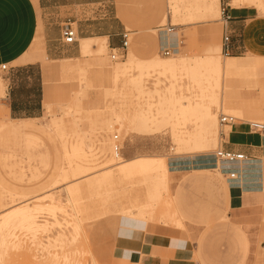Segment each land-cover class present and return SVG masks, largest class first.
<instances>
[{"label":"rangeland","instance_id":"rangeland-1","mask_svg":"<svg viewBox=\"0 0 264 264\" xmlns=\"http://www.w3.org/2000/svg\"><path fill=\"white\" fill-rule=\"evenodd\" d=\"M82 1L90 2H87V4L84 2L82 6L74 8L73 12L76 14V20L85 25H89L90 23L97 24L96 29L87 27L88 31L86 35H104L108 31L127 33L128 44L126 50L123 51V56L115 60L111 59V54H120L121 50L112 51L109 48L113 47L109 45L102 56L107 60L104 68H109L113 63H118L116 66L128 65L132 71L128 72V75L117 78L116 82L114 81L115 83H103L104 86L108 87L110 93L109 97L105 98L104 88L91 87L89 77L84 78V80L80 78L79 68L86 71L85 74L87 76L90 70L99 68V63L95 54H81L80 42L76 39L79 45V52L77 54L79 58L75 59L78 60L73 59L66 62L49 60L41 63L45 74L44 112L41 117L26 120L25 122L9 119L6 114L4 95L0 96V197L5 198V195L9 192L11 198H18L16 201L5 205L0 211L46 192L52 194L51 196L49 195V200L50 202L52 201L51 203L54 207L53 214L45 211L40 215V220L49 221L48 223H51V226L54 224L52 227L49 226L51 229L49 228L48 232L40 234L42 235L41 237L40 235L38 236V240L42 242V247H35L31 241H28L25 245H27L29 251L28 249L17 251L12 249L10 244H8V247L0 249V255L2 254L1 264H52L50 263L53 262L52 256L47 253V249L45 248L47 242H51L57 235V232H63L70 238L75 235V224L89 223L92 225L89 237L84 235L86 229L82 227L83 233L80 230L81 234L77 237L78 243L66 248L70 255L69 258L71 261L72 259L74 262L77 261L78 264L90 263V255L83 254L85 248L84 241L87 239L89 246L93 247L94 250H101L105 259L106 255H108L106 249L114 241L113 233L107 227V224H112L109 217L128 218L135 222V225L139 229L164 226L167 229L180 230L186 235L183 224L177 225L178 223L169 219L168 207L161 211L154 210L150 214H146V212L141 210L144 207L134 208V204H132L139 201L141 196L147 195V199L152 201L150 204L154 208L160 203H164L165 206L169 205L170 201H172L169 182L170 186L172 183V186L175 188L173 190L175 196L178 195V192L181 193L182 197L190 205L199 210L194 214L198 213L200 217L203 215L201 222L204 224L190 225L193 228L191 231L195 234L194 237L202 239L206 258L216 264H237L239 257L230 244L232 233L227 226L225 218L227 209L224 196L222 191L218 189V186L212 187L203 181H195V176L191 175H176L172 181L171 175L169 180V176H164L162 173H158L153 178L151 177L152 173H146L143 175H133L130 179L125 176L120 177L116 170L106 169L107 165H98L95 167L96 169H92L94 172L92 170L88 171L77 176L76 179L73 177L64 180L62 177L65 168L68 166L64 148L68 146L70 139L74 137L86 141V144H90L91 151H97L95 150V146L103 143L109 147L112 153L111 147L115 144L120 146L119 149L126 158L147 155H164L168 159L174 158L173 153L175 152L169 132L171 124H178L177 127L182 131L188 129L193 132L198 129V124L195 118L183 123L182 119H178V122H176V118L179 116L173 111L176 104L175 99H170L167 96L171 95L175 97V94L177 97L181 94L188 101L204 103L216 114V119L218 120L221 114L219 109L222 110L223 114H226V109H228L225 106L223 91L227 92L231 89L237 93L253 91L262 94L264 93V79L258 78L259 72L254 74L242 72L225 76L222 66L225 54L221 50L222 23L220 22V14L218 19L210 18L206 21L198 20L191 22L185 20L186 12L183 9L175 15L170 14V10H168L166 20L164 23L162 22L163 28L167 30L177 25L184 26H180L179 30H174L176 32L175 39L168 43V46L165 45L163 47L172 49V53L165 56L162 54L163 48L158 47L159 33L155 31L159 29V21L162 14H166L165 0ZM222 6L223 0H220V9ZM45 13L49 12L46 11ZM72 27L77 28V24L73 23ZM51 36L57 42L59 36L55 30L52 31ZM35 37L37 38L35 42L36 47H42V25L40 18ZM115 38L121 39V35H116ZM216 45L219 46L220 54L223 56L222 58L219 55L217 56L221 63L204 62L203 57L211 52L213 53ZM62 49H67V46H63ZM128 49H132V52L139 59H148L157 54L161 57H167L165 59L166 62H160L155 66L149 67L138 65L126 56ZM246 55L247 52L238 54L237 56L244 57ZM145 70H149L148 74L144 73L146 72ZM141 71L144 73L142 79L144 89L147 92L143 96L138 93L136 88L133 89L129 83L130 76H138V73ZM3 75L4 72L0 69V78L4 79ZM167 76L170 77L169 80ZM159 81L173 88L172 91L174 92H164L163 94L167 96L153 93L151 90H153L155 82ZM178 87L182 89V92L178 91ZM0 89L2 92L4 91L2 84H0ZM127 89H132V93H135L134 95H141L138 99L136 98V109L142 113L151 129L149 128V131L147 130L148 132L146 131V133V129L142 131L137 127H130L127 130L125 126H121L113 120V127L110 132L91 133L87 131L88 124L84 122L83 118L85 117L84 110L89 107V102H94L96 99H106L107 108H102L98 112V116L101 118H112L114 113L125 110L124 105L127 106L129 101V97H126L129 92ZM221 101L222 106L220 105ZM120 103H123V105ZM100 106H104V103H101ZM79 107H81L82 111L76 114ZM227 114L237 118L236 122L246 123L259 120L248 119L247 121H241L239 113L229 112ZM58 120L63 121L64 136L61 138L62 142L58 137V129L54 127V122ZM20 124H30L35 127L34 129L38 133L34 135H38L39 140L32 143L30 140L27 143L26 136L19 138L17 136H10L5 132V130H8L12 126ZM229 129L228 127H224L221 130L217 121V132L226 133ZM112 135H117L119 137H117L118 140L112 139ZM218 148L219 146L215 145L210 149L209 153H205L203 156L207 158L211 157V154L213 155ZM28 155L31 156L30 161H28ZM89 158L87 157V160L86 157H82L79 159H85L84 161H79L78 159H73V161L75 160L77 162L75 165L79 164V166H91L93 163L98 164L101 160L103 161L99 156H96L94 159ZM98 160L99 162H97ZM88 162L92 164L87 165ZM153 162H157V160ZM122 164L118 160L117 164L115 162L109 168L121 166ZM54 181L57 184H53ZM68 189L71 190L70 197L72 202L68 201L69 197L66 194ZM131 213H139L143 216L149 215L150 219L148 221H144L143 219L134 221L129 216ZM54 220H58L61 226L58 224L59 227L55 223H52L56 222ZM69 233L72 235L70 236ZM196 246V240L190 239L189 249L193 253L192 261L201 264L194 257ZM49 250L51 252H55V250L59 252L60 248H51ZM113 250L115 249L112 248L110 252L112 253ZM61 263H63V260L57 264Z\"/></svg>","mask_w":264,"mask_h":264},{"label":"crops","instance_id":"crops-1","mask_svg":"<svg viewBox=\"0 0 264 264\" xmlns=\"http://www.w3.org/2000/svg\"><path fill=\"white\" fill-rule=\"evenodd\" d=\"M84 2L87 4L90 1L0 0V67L2 65L7 66V70L3 71L4 79L0 78V84L4 87L3 92L0 89V96L4 95L6 114L9 119L25 122L42 116L45 101V74L41 63L49 60L66 62L79 58L77 40L80 42L81 54H95L99 63V68L90 70L87 76L86 71L79 68L81 80L89 77L90 86L104 88V97H109V89L103 85L105 82H110L109 68H104L107 60L102 56L109 45L113 47L109 48L112 51L120 48L121 39L115 37L121 35L122 31H108L104 35H86L87 27L96 29L97 24L85 25L76 20V14L73 10L77 6H82ZM165 3L166 14H162L159 29L155 30L159 33L158 47L161 49L175 39L176 32L174 30H179L180 26H184L177 25L167 30L163 28L162 22L168 13V0H165ZM227 4L229 5V2ZM229 6L228 14L231 19L227 24V29L232 41L230 55L223 57L220 54L219 46L216 45L213 53L211 52L203 58L217 57L218 55L223 57L225 76L242 72L251 74L259 72L258 78L264 79V14L259 13L253 7ZM46 11L49 13H45ZM39 18L42 25V47H36L35 44ZM65 22L77 24V40L76 43L68 45L67 49H62L66 45L61 42L60 30L61 25ZM53 30L59 36L57 42L51 36ZM96 38L105 39V51L102 54H97L95 46H92L90 52L84 53L83 41ZM127 52V57L130 53L134 58L141 61L167 58L155 54L154 57L148 59H139L132 52V49H128ZM246 52L247 55L244 57L237 56ZM56 69L59 70L58 67ZM3 82H5L6 87ZM224 96L225 106L239 113L241 121L248 119L264 121V93L260 94L253 91L237 93L229 89L227 92L224 91ZM101 103H104V106L101 107ZM88 106L84 110L85 117L83 118L84 122L88 124L87 131L91 133L110 131L113 127V117L101 118L98 116V112L102 108H107L106 99H96L94 102H89ZM81 111L82 109L79 107L76 114ZM16 126H12L8 130ZM34 128L32 133L23 135L7 133L8 130L5 132L10 136L19 138L26 136L27 143L30 140L32 143L39 140L38 135H34L38 133ZM221 136L225 141L221 145L223 140L221 139L219 147L221 146L226 151L243 154L247 159L238 163H219L215 159L214 153L209 158L203 154L178 157L173 155L174 158L169 159L164 155L126 158L123 152L119 151L121 160L128 164L105 168L116 170L120 177L125 176L131 179L136 174L152 173L151 177L153 178L158 174L157 162L153 161L157 158H166L169 180L170 175L172 181L176 175H191L195 176V181H203L212 187L218 186L224 196L227 209L225 218L232 233L230 244L239 257L237 264H264V259L259 261L257 258L262 254L264 255V134L251 132L247 123L237 122L230 126L227 133H221ZM96 146L110 151L109 147L103 143ZM28 158L30 161L31 156L28 155ZM138 159H143V162ZM230 173L235 175L234 179H229ZM174 189L172 183L170 186L169 182V191L173 202L171 209L179 216L186 235L180 230L175 231L164 226L139 229L135 225L136 223L128 218L109 217L112 224H107V227L113 233L114 241L106 249L108 255L105 259L101 250H94L88 244L93 258L100 264H197V262L192 261L193 253L189 249L190 239H195L197 242L194 251L196 260H199L201 264H216L206 258L202 239L194 237L195 234L191 231L193 228L190 224H204L201 222L203 215L200 217L198 213L194 214L199 210L190 205L181 193L178 192V195L175 196ZM151 202L145 195L132 204L136 208L146 206ZM112 248L115 250L111 253Z\"/></svg>","mask_w":264,"mask_h":264},{"label":"bare ground","instance_id":"bare-ground-1","mask_svg":"<svg viewBox=\"0 0 264 264\" xmlns=\"http://www.w3.org/2000/svg\"><path fill=\"white\" fill-rule=\"evenodd\" d=\"M219 3H220V0H168V10H170V14L175 15L176 13L180 12L181 9H183L186 12L185 20H187V21H191V22L192 21H198V20L206 21L210 18L211 19H218L219 18V14L221 11ZM229 5H231L233 7H244V6L245 7H253V8H256L259 11V13L264 14V0H229ZM166 18L163 20V23L165 22ZM92 46H95V50H96L97 54H102L106 49L105 39L96 38V39L84 40L83 41V52L84 53L90 52L92 49ZM224 56L228 57L229 55H224ZM128 58L130 60H132L133 62H135L136 64L146 65V67L155 66V65L159 64L160 62H166L165 59H159V58H155V59L147 60V61H141V60L134 58L130 53L128 54ZM203 61L204 62L206 61V62L221 63L219 58L211 57V56L205 57L203 59ZM116 65H118V63H115L114 66L109 67L108 76L110 78V82H114L117 78H119L121 76L128 75L127 73L132 71V69L128 65H122V66H116ZM145 71L146 72H144V73L148 74L149 70H145ZM144 73H143V71H141L138 73V76L137 75L136 76H134V75L130 76L131 79L129 80V83H130V85H132L133 89L136 88L138 93L142 94V96L145 93H147L144 89V84H143V79H142V76L144 75ZM168 75L170 76V74H168ZM145 76H146V74H145ZM169 76H167L168 80L170 79ZM159 82H155L154 88H153V90H151L153 93H157V95H163L164 96L165 95V94H163L164 92H174V91H172L173 88L169 87L167 84H164L162 81H159ZM156 84H158V85H156ZM127 90H129L128 96H126V97H129V101L127 103V106L124 105L125 110H122V111L120 110V112L114 113L113 119L115 122H118L121 126H125L127 128V130L130 127H137L138 129H141L142 131H144L146 129L145 130V133H146V131L149 128L151 129V127H149V124L147 123V121L143 117L142 113L137 111L136 105H135L136 104L135 101L141 95L140 94L134 95L135 93L134 94L132 93V91H133L132 89L131 90L127 89ZM178 91L182 92V89L180 87H178ZM120 96H121V92H120ZM165 96H167V95H165ZM174 96L175 97L170 95L167 97H169L170 99H175L176 104L174 106L175 109L173 111L175 112L176 115L179 116L178 118H176V122H178V119H182V123H183V122L191 120L192 118H195L196 122L198 124V129L194 130V132L190 131L188 129L185 131H182L177 127L178 124H175V123L171 124L169 132H170V140H171V143L173 145L174 152H175L173 154L177 155V156L205 154V153H209L211 151L210 149L212 147H214L215 145L219 146V142L221 141V139H224V138H222L221 133H224V132H221V131L217 132V121L218 120L216 119V114L211 110V108L209 106H207L206 104L201 103V102L188 101V99L187 100L184 99L185 96H183L181 94L178 95L177 97L174 94ZM221 99H222V97H221ZM120 104L123 105V103H120ZM220 105L222 106V101L220 102ZM227 110L229 112L235 113L233 110L226 109V115H230V114H227V113H229ZM219 112L221 114H223L221 109H219ZM232 117H234V116H232ZM235 119L238 120L237 118H235ZM254 122H260V123L264 124V122H261V121H254ZM54 127L56 129H58V137H59L60 141L62 142L61 138L64 136L63 121L62 120L55 121ZM32 130H33V127L30 126V124H28V125L22 124V125L16 126L13 129L8 130L7 133H14V134L16 133L18 135H23L25 133H29V134L32 133ZM110 131H107V132H110ZM131 131H133V130H131ZM142 131H140V132L142 133ZM137 133H139V132H137ZM117 135H112V139L116 138L118 140L119 137ZM69 142L70 143L68 144V146H65V148H64L65 157L68 161V166L65 168L64 175L62 177V179H64V180H67V179L73 178V177H75V179H76L77 176L84 174L88 171H91L93 168L96 169L95 167H97L98 165L99 166L107 165L106 167H109L112 164H115V162L117 164L118 160H120V162L123 164H128V163H125L121 160V157L118 154L120 151V149H119L120 146H118V145H115V144L112 145L113 152L111 153L110 151L103 150L99 146H95V150H97V151H91V146H89L90 144H86V141H82V140L76 139L74 137L71 138ZM96 156L97 157L99 156V158L101 157L103 159V161L102 160L100 161L101 163L99 162V160L97 161L100 164L99 163L98 164L93 163V165H91V166H83V165L79 166V164L75 165V163H77V162H75V160L73 161V159H76V160L78 159L80 161L82 159H79V158H82V157H86V159H87V157H90L89 159H91V158L94 159V158H96ZM215 159L218 160L219 163H227V162H222L221 160H219L217 158H215ZM84 160L85 159H83L82 161H84ZM138 160L143 162V159H138ZM156 160H157L156 167H157L158 173H162L164 176H169L166 158H157ZM94 162H95V160H94ZM73 163L75 166L73 165ZM88 163H87V165L92 164L91 162H88ZM82 164H86V163H82ZM92 172H94V171L92 170ZM230 174H232V173H230ZM233 176H235V175L233 174ZM229 179H230V175H229ZM233 179H234V177H233ZM55 183H56V181L53 182V184H55ZM66 188H68V187H66ZM66 194L69 197L68 201L72 202V199L70 197L71 190L68 189V192H66ZM49 195L51 196L52 194H50V193L48 194V192L42 193L39 196L33 197V198L28 199L24 202L18 203L17 205H13L8 209H4V210L0 211V249L5 248L6 246L8 247V244H10L12 249H15L17 251L18 250H25V249H28L27 245H25L26 242H28V241H31L35 247H37V246L42 247L41 246L42 242H40L38 240V236L40 234H44V233L48 232L49 228H50L49 226H51L50 225L51 223H48L49 221H46V220L45 221L40 220V218H41L40 215L42 213H44L45 211H48L51 214L54 213V207L52 206V203H51L52 201L50 202V200H49V197H50ZM5 196H6L5 197L6 199L0 197V209L3 208L5 205L12 203V202L16 201V199H18V198H14V199L11 198V195L9 194V192ZM51 199H52V197H51ZM170 202L171 203H169V205H166V206L164 205V203H160L156 206V208H154L151 204H149L146 206H142L144 208L141 210L146 212V214H150L154 210L161 211L164 208L168 207L167 209H169V213H168L169 219L173 222L178 223L177 225H180L181 223H180L179 216L176 215V213L171 209L172 208V201H170ZM69 212H71V211H69ZM129 216H131L134 219V221H137V219H143L144 221H148L150 219L149 215L143 216L139 213L138 214L131 213V214H129ZM54 221H56V220H54ZM52 223H55L57 226L60 225V222H58V220L56 222H52ZM52 226H54V224ZM74 226H75V228H74L75 229L74 230L75 235L74 236H71L72 234L69 233L71 236L69 238V237H67V235L65 233H63L61 231L62 233L57 232V235L55 236L54 239H52L51 242L50 241L47 242L45 248L47 249V253L50 254V256H52V261H53L50 263L57 264L59 261L63 260V263H61V264H70L71 262H72L71 264H78V262L77 261L74 262L73 259L71 261V259L69 258L70 255L67 252L66 248H68V246H70L72 244L75 245L78 243L77 237H78V235L81 234L80 230L82 231V227H84L86 229V232L84 231V235L89 236L92 225L89 223V224H75ZM82 233H83V231H82ZM84 235H83V237L85 238ZM41 236L42 235H40V237ZM84 243H85V248H84L83 254L90 255V263L89 264H100L98 261H96L93 258L92 254L90 252L89 246H88V240L87 239H85ZM35 247H33V248H35ZM51 248H60V251L56 252V250H55V252H51V250H49ZM2 251H3V249H2ZM28 251H29V249H28ZM262 257H264L263 254L257 258H259L258 259L259 261H262V259H264ZM1 261H2V254L0 255V264L2 263ZM4 261H6V260H4ZM20 263H21V260H20ZM4 264H6V263H4Z\"/></svg>","mask_w":264,"mask_h":264},{"label":"built area","instance_id":"built-area-1","mask_svg":"<svg viewBox=\"0 0 264 264\" xmlns=\"http://www.w3.org/2000/svg\"><path fill=\"white\" fill-rule=\"evenodd\" d=\"M229 0H223V6L221 7L220 11V22L222 23V37H221V50L222 53L225 55H230L231 50H232V41H231V36L230 33L227 29V24L231 17L228 14V8L230 7L227 3ZM61 42L63 45H72L76 43V37H77V30L76 28L72 27V24L69 22H65L61 25ZM127 33L122 32L121 33V46L119 50H121L120 54H111V59L115 60L118 59L119 57L123 56V51L126 50L127 48ZM172 53V49L165 47L163 48L162 54L165 56H168ZM2 71L7 70L6 65H2L0 67ZM237 123L236 119L230 115L226 114H220L218 117V125L219 128L222 130L224 127H229L233 124ZM249 128V131L251 132H256L259 134H264V124L260 122H246ZM116 139V138H114ZM225 140L223 139L221 142H224ZM214 157L221 160L222 162H227V163H238L241 161H244L247 159L243 154H238L230 151L223 150L221 146L214 152ZM233 173L230 174V178H233Z\"/></svg>","mask_w":264,"mask_h":264}]
</instances>
